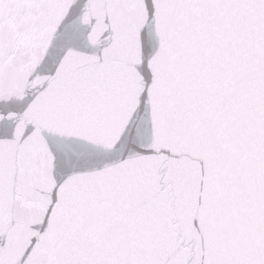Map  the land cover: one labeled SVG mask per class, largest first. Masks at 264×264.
Instances as JSON below:
<instances>
[{
  "label": "snow or ice",
  "instance_id": "snow-or-ice-1",
  "mask_svg": "<svg viewBox=\"0 0 264 264\" xmlns=\"http://www.w3.org/2000/svg\"><path fill=\"white\" fill-rule=\"evenodd\" d=\"M0 264H264V0H0Z\"/></svg>",
  "mask_w": 264,
  "mask_h": 264
}]
</instances>
